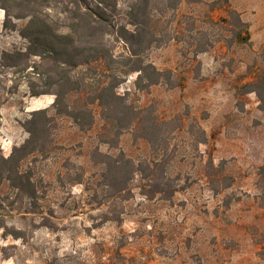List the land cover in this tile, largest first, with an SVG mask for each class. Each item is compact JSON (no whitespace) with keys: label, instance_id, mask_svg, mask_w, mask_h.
Segmentation results:
<instances>
[{"label":"rangeland","instance_id":"1","mask_svg":"<svg viewBox=\"0 0 264 264\" xmlns=\"http://www.w3.org/2000/svg\"><path fill=\"white\" fill-rule=\"evenodd\" d=\"M214 1L184 2L172 24L185 36L184 29L194 24V34L203 33L196 34L203 36L199 42L214 43L209 51L195 56L197 41L186 37L149 54L158 69L172 71L178 87L138 92L132 74L118 89L171 121L165 126L168 145L156 152L134 132L122 135L118 148L104 143L99 109L89 131L57 119L48 153L22 162L35 198L20 196L8 182L0 189L6 226L0 229V264H264V110L260 94L245 87L264 74V0H229L249 25L250 43L233 40L231 28L220 21L227 8L212 9ZM161 18L167 23L173 14ZM24 23L9 19L0 7L5 157L28 139L23 125L29 113L51 109L55 101L52 94L31 96L28 80L41 85L32 68L22 71L1 60L3 52L27 47L19 32ZM124 49L121 43L117 51ZM201 129L206 143L199 142ZM121 152L136 168L159 162L164 154L171 158L165 175L177 190L172 199L146 197L151 182L139 172L124 190L112 176L121 172L125 180L123 170L111 172V186H105L104 172Z\"/></svg>","mask_w":264,"mask_h":264},{"label":"trees","instance_id":"2","mask_svg":"<svg viewBox=\"0 0 264 264\" xmlns=\"http://www.w3.org/2000/svg\"><path fill=\"white\" fill-rule=\"evenodd\" d=\"M127 1L128 4L124 0H0V7L9 19L25 21L19 32L28 42L25 49L3 52L1 60L8 67H21L22 71L32 68L30 73L42 86L29 79L31 96L55 95L51 109L29 113L23 125L28 139L14 147L9 157L0 151V189L8 182L20 196L35 198L37 190L31 173L22 171V162L30 156L48 153L57 119H69L81 131L91 130L96 123L95 109L100 110L104 121L102 141L114 148L119 147L120 138L126 132H134L137 139L147 141L156 152L159 146L168 145L165 126L171 121L161 120L154 110L133 102L132 94H121L118 89L132 74L137 75L134 87L138 92H148L157 85L170 88L180 85L172 71L158 69L150 61L149 54L155 48L174 40L182 42L186 37L197 41L193 44L195 56L214 46V43L199 42L203 36L199 38L196 34L203 33L196 31L194 34V24L184 29L188 36L172 27L184 2L200 4L202 0ZM210 5L212 9L226 7L227 17L220 21L231 28L233 40L250 43L249 25L229 0H216ZM167 13L173 14V19L162 23L161 16ZM210 21L214 22L212 18ZM121 43L125 49L118 52ZM245 87L260 94L264 110V74L246 83ZM200 133L199 142L206 143V132L201 129ZM102 156L112 159L105 154ZM171 160L164 154L159 162H146L136 168L121 152L120 159L106 168L104 184L111 186L107 179L111 172L123 170L125 180L120 178L121 172L112 176L124 190L126 182L139 172L142 179L151 182L152 189L143 193L146 197L155 199L162 195V199L171 200L177 191L165 175ZM209 163L214 168L211 157ZM158 170L162 172L160 176L155 174ZM2 204L0 198V211ZM4 222L0 214V229H6Z\"/></svg>","mask_w":264,"mask_h":264}]
</instances>
